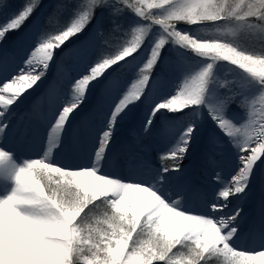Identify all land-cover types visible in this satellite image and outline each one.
Here are the masks:
<instances>
[{"label":"snow or ice","instance_id":"snow-or-ice-1","mask_svg":"<svg viewBox=\"0 0 264 264\" xmlns=\"http://www.w3.org/2000/svg\"><path fill=\"white\" fill-rule=\"evenodd\" d=\"M13 33L33 46L11 75L0 58V264H264V199L255 222L242 207L254 186L264 192V0H0V44ZM72 55L75 75L62 63ZM54 59L69 87L61 98L48 84L58 103L26 154L32 120L17 102ZM128 119L164 144L160 165L115 147ZM200 137L235 161L211 194L167 175Z\"/></svg>","mask_w":264,"mask_h":264},{"label":"bare ground","instance_id":"bare-ground-1","mask_svg":"<svg viewBox=\"0 0 264 264\" xmlns=\"http://www.w3.org/2000/svg\"><path fill=\"white\" fill-rule=\"evenodd\" d=\"M32 46L33 41L29 40L23 42V45L17 52L8 49V52L11 53L12 56V58L7 57V67L10 75L22 66L27 51L31 49ZM4 56L5 55H2V51H0V58H3ZM71 58L74 59L73 67L70 70L72 75L76 74V72L73 71L74 68L83 71V66L78 63V58L75 55H72ZM4 67L5 65L3 64L2 59H0V72L4 70ZM63 75L64 74H62V77ZM54 78L57 80V85L60 81H65V78H57L53 61V67L51 68L47 79L41 81L43 82V86L40 85L42 86L40 87L38 83L33 89H30L23 94L20 98L21 101H23L22 104L20 101L17 102L19 104V108L17 109L19 117L23 118L25 122L29 119L32 120L33 135L37 147L36 151L33 153L39 151L40 140L45 134V127L41 123H38L37 119L43 118L49 110H55L58 103L56 95H43L48 84ZM41 96L43 98L40 100L35 113L30 115L32 102L36 100L37 97ZM95 97L96 90L93 89L85 104L81 106V109L77 110L79 115H76L75 113L73 114L76 118L74 120L70 119L69 126L66 130V136L68 138L73 136L77 126L80 125L81 120H83V118L89 113V110L95 102ZM61 98H63V93L61 94ZM13 107L15 108L16 106L14 105ZM139 127L138 121L133 119H128L123 122L116 133L117 144L115 147L117 149L123 148L125 151L130 150L139 155L151 167H156L160 165V163H151L149 159H147L148 155L153 149L160 154L164 149V144L156 136H148L140 133ZM84 131V128H81L80 134L83 135ZM75 155L76 154H71L70 158ZM217 164H219V167H216ZM180 165L181 170L179 172H170L167 174L172 178L173 184L175 186H185L189 189H200L209 194H211L212 189L215 188L211 179L216 171H220L224 179H228L235 170V161L231 157L227 158V160H219L217 152L205 142L203 137L197 138L193 142L188 153L180 161ZM262 199H264V192L261 191L258 185L254 186L247 200L242 202L246 223L255 222L254 218H259L257 213L259 212L258 210H261ZM193 204H199V201L193 199Z\"/></svg>","mask_w":264,"mask_h":264},{"label":"rangeland","instance_id":"rangeland-1","mask_svg":"<svg viewBox=\"0 0 264 264\" xmlns=\"http://www.w3.org/2000/svg\"><path fill=\"white\" fill-rule=\"evenodd\" d=\"M13 2L14 3H18L19 2V0H13ZM45 3L46 4H48V3H50V0H45ZM51 9H49V11H50ZM63 19V18H62ZM108 21V20H107ZM109 23V22H108ZM61 24H62V20H61ZM61 24H58V23H56L55 21H53V23L49 26V31H55V30H57L60 26H61ZM12 35V34H11ZM13 35H14V37H13V39L11 40V39H7L3 44H0V51H2V55H6L7 57H10V58H12V56H11V53H9L8 52V49H10L11 51L13 50V52H17L18 51V49H20L21 48V46L23 45V42H21V43H14V40H15V37L18 35V34H16V33H13ZM121 38L120 37H114L113 38V44L116 46V47H118L119 46V44L117 43V41H119ZM246 44H247V46H249V47H252V46H254L252 43H250V42H245ZM70 44H71V42H69V44L68 45H66L65 46V48L63 49V50H61V49H57L56 50V52H57V57H56V59H59L60 58V56L62 55V52L63 51H66L67 50V48L70 46ZM106 51H108V52H110L111 51V49H106ZM72 56H66V57H64V59H63V61H62V63H63V66H64V68L66 69V68H68V67H73V63L72 62H74V59H72L71 58ZM56 59H54V65H55V63H56ZM43 84V82H40L39 83V86L40 85H42ZM41 87V86H40ZM58 88H59V85H58ZM68 89V88H67ZM60 90V89H59ZM60 92H63V93H65L66 91H62V90H60ZM19 116V115H18ZM13 143H17L15 140H13L12 141ZM19 147H20V150L22 151V152H24V153H26V154H30V153H33L34 151H36V140H35V137H34V135H33V137L29 140V141H27V142H25V143H20L19 144ZM227 160V159H226ZM158 163H161V161H157ZM212 182H213V185H214V187H216V182L213 180V177H212ZM259 212L257 213L259 216H260V212H261V210H258ZM257 219H259V218H257ZM257 219L256 218H254V220L255 221H257Z\"/></svg>","mask_w":264,"mask_h":264},{"label":"trees","instance_id":"trees-1","mask_svg":"<svg viewBox=\"0 0 264 264\" xmlns=\"http://www.w3.org/2000/svg\"><path fill=\"white\" fill-rule=\"evenodd\" d=\"M103 24H104L105 29H106V31H105V36H107V35H108L107 29H108V27H109V23H108V21H107V18H105V20L103 21ZM13 37H14V35L12 34V35L9 36V39L12 40Z\"/></svg>","mask_w":264,"mask_h":264}]
</instances>
